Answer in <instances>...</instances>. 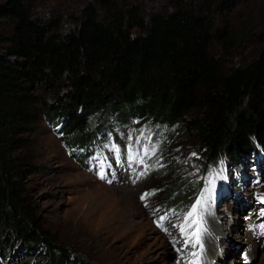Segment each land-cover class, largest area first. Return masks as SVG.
Returning a JSON list of instances; mask_svg holds the SVG:
<instances>
[{"label": "trees", "instance_id": "1", "mask_svg": "<svg viewBox=\"0 0 264 264\" xmlns=\"http://www.w3.org/2000/svg\"><path fill=\"white\" fill-rule=\"evenodd\" d=\"M146 2L73 0L67 29L61 14L40 13L43 4L36 12L30 0L0 2V28L11 29L0 34L2 258L18 241L44 264H95L45 231L24 191L31 164L20 153L41 116L61 118L70 148L89 162L100 156L103 124L132 119L155 134L182 129L198 138L204 172L221 157L240 167L264 150V34L252 56L224 69L212 41L233 46L235 33L216 28L208 8L169 0L170 7L148 12ZM167 178L166 205L186 215L200 186L177 171Z\"/></svg>", "mask_w": 264, "mask_h": 264}, {"label": "rangeland", "instance_id": "2", "mask_svg": "<svg viewBox=\"0 0 264 264\" xmlns=\"http://www.w3.org/2000/svg\"><path fill=\"white\" fill-rule=\"evenodd\" d=\"M146 1L148 12L170 7L169 0ZM190 1L209 9L216 28L235 33L233 46L212 41V53L224 69L257 51L264 34V0H234L229 9L227 0ZM30 2L38 5L36 12L61 14L62 29L72 26L73 0ZM10 32L8 26L0 28L4 36ZM5 46L0 41V52ZM103 125L100 156L92 155L90 162L70 148L61 118L50 123L39 117L20 153L31 164L24 191L56 242L95 264H227L230 258L229 264H259L264 259V150L251 153L240 167L221 157L204 172L200 140L182 129L155 134L136 119ZM170 171L200 186L196 201L201 204L191 217L166 205ZM21 245H11L9 258L0 255V264L45 263L42 254L20 250Z\"/></svg>", "mask_w": 264, "mask_h": 264}, {"label": "snow or ice", "instance_id": "3", "mask_svg": "<svg viewBox=\"0 0 264 264\" xmlns=\"http://www.w3.org/2000/svg\"><path fill=\"white\" fill-rule=\"evenodd\" d=\"M147 195H148V194L145 193L144 195L141 196V199H145V197H146ZM199 204H201V201H200V200H197V201H196V204L193 205L191 211H189V212L187 213V217H191V216L194 215V213L196 212V206L199 205ZM187 217H186V218H187ZM160 219L163 220V219H165V217H161ZM180 231H181V232H184V228H183L182 226H181V228H180Z\"/></svg>", "mask_w": 264, "mask_h": 264}, {"label": "bare ground", "instance_id": "4", "mask_svg": "<svg viewBox=\"0 0 264 264\" xmlns=\"http://www.w3.org/2000/svg\"><path fill=\"white\" fill-rule=\"evenodd\" d=\"M129 183V182H128ZM121 191H125V193H126V196H128V195H130L131 194V190H128V189H125V188H121ZM121 193V192H120ZM201 213H206V212H204V211H202L201 210ZM213 232V231H212ZM231 254V256L230 257H232V258H234L235 256H236V252L233 250L232 251V253H230ZM229 260H231V258L230 259H228L227 261H226V263L227 264H229ZM233 261L234 260H232V263H233ZM234 264V263H233ZM259 264H264V259H262V260H260L259 261Z\"/></svg>", "mask_w": 264, "mask_h": 264}]
</instances>
